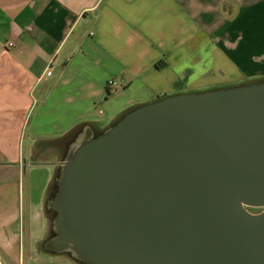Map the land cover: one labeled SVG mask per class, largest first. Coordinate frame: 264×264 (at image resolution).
I'll use <instances>...</instances> for the list:
<instances>
[{
    "label": "crops",
    "instance_id": "1",
    "mask_svg": "<svg viewBox=\"0 0 264 264\" xmlns=\"http://www.w3.org/2000/svg\"><path fill=\"white\" fill-rule=\"evenodd\" d=\"M262 80L264 0H0V264H82L40 244L53 162L89 134Z\"/></svg>",
    "mask_w": 264,
    "mask_h": 264
},
{
    "label": "water",
    "instance_id": "2",
    "mask_svg": "<svg viewBox=\"0 0 264 264\" xmlns=\"http://www.w3.org/2000/svg\"><path fill=\"white\" fill-rule=\"evenodd\" d=\"M53 164L48 250L85 264H264V80L140 105Z\"/></svg>",
    "mask_w": 264,
    "mask_h": 264
},
{
    "label": "rangeland",
    "instance_id": "3",
    "mask_svg": "<svg viewBox=\"0 0 264 264\" xmlns=\"http://www.w3.org/2000/svg\"><path fill=\"white\" fill-rule=\"evenodd\" d=\"M192 93V92H191ZM62 167V166H61ZM60 167V168H61ZM58 188H59V179H57L53 184H52V186H51V188H50V192H49V195H48V199H47V202H46V210H47V213H48V216H49V226H50V229H49V235H48V237L47 238H49V236L50 235H55V233H56V227H55V222H54V219H55V216L57 215V212L54 210V209H52L50 206H49V203H50V201L55 197V195H56V193H57V191H58ZM249 209H250V211H252V212H258V211H260L261 209H259V208H250L249 207ZM41 246H42V249H43V243L42 244H40ZM64 253H66V254H68L69 256H71V257H73V255L72 254H70V253H67V252H64ZM74 258V257H73Z\"/></svg>",
    "mask_w": 264,
    "mask_h": 264
},
{
    "label": "trees",
    "instance_id": "4",
    "mask_svg": "<svg viewBox=\"0 0 264 264\" xmlns=\"http://www.w3.org/2000/svg\"><path fill=\"white\" fill-rule=\"evenodd\" d=\"M109 94H110V92H109ZM60 178H61V173L59 174V176H58L57 179H59V181H60ZM57 179H56V180H57ZM55 217H56V216H55ZM54 222H55V219H54ZM55 227H56V224H55ZM55 231H56L55 235H53V234L50 235V236H49V239L52 238V237H55V236L57 235V233H58L57 227H56V230H55ZM43 249H44V250H48L47 248H44V247H43ZM66 252L72 254L75 260L79 261V262L82 263V264H85V263H84V262H83V261L77 256V254L74 252V250H72V249H68Z\"/></svg>",
    "mask_w": 264,
    "mask_h": 264
},
{
    "label": "built area",
    "instance_id": "5",
    "mask_svg": "<svg viewBox=\"0 0 264 264\" xmlns=\"http://www.w3.org/2000/svg\"><path fill=\"white\" fill-rule=\"evenodd\" d=\"M14 44V42H9V45H13ZM51 73H52V69L50 68L47 72H46V76H48V75H51ZM109 84L110 85H113V84H115V82L113 81V80H110V82H109Z\"/></svg>",
    "mask_w": 264,
    "mask_h": 264
},
{
    "label": "flooded vegetation",
    "instance_id": "6",
    "mask_svg": "<svg viewBox=\"0 0 264 264\" xmlns=\"http://www.w3.org/2000/svg\"><path fill=\"white\" fill-rule=\"evenodd\" d=\"M66 252V251H65Z\"/></svg>",
    "mask_w": 264,
    "mask_h": 264
}]
</instances>
